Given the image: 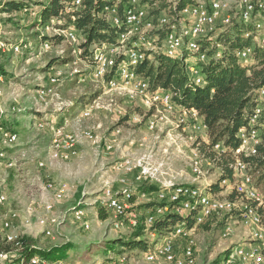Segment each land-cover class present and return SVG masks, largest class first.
<instances>
[{
  "label": "rangeland",
  "instance_id": "1",
  "mask_svg": "<svg viewBox=\"0 0 264 264\" xmlns=\"http://www.w3.org/2000/svg\"><path fill=\"white\" fill-rule=\"evenodd\" d=\"M49 1L0 0V42L7 45L6 52L0 51V70L3 71L0 72V76L3 77L0 80V90L3 93L0 100V109L3 111L2 125L9 133L17 134L19 138L17 145L13 147L6 149L0 147V153H5V156L0 158V194L8 197L4 206L0 208V247L7 245L4 242L6 231L3 230L2 220L6 213L17 211L20 218L17 220L19 225L15 226V230L22 238L26 237L32 241L28 244L31 246L30 250L49 251L62 245H72V249L66 255L53 253L50 256L52 262L47 260L48 264H95L109 257L121 255L127 257V264H169L162 258L152 261L144 258L148 250L154 249L157 244L159 246L163 244L162 238L151 237L150 227H147L144 237L141 238L147 245L146 249L128 250L118 244L110 248L114 241L132 240L137 228L126 219L120 228H116L109 214L106 221L99 218V209L103 208L106 211L102 205L104 189L106 185L114 186L117 174L120 177L117 182L122 186H129L132 190L130 192L134 194L132 199L136 201L139 197L137 189L145 180L137 182L135 174H127L131 177L122 174L123 171L118 169L119 162L128 158L139 167L141 163L150 159L151 166L158 168L155 176L157 184L166 182L176 185L190 184L209 192L213 198L229 199L233 193L234 182L238 179L233 178L234 180H230L227 185L220 180L222 164L226 163L221 157L223 146L215 149L213 147L214 150L209 149L207 131L205 129L197 131V122L192 116L188 117L189 121L187 125L185 123L184 126H187L185 128L178 123V112H170L162 105L145 106L141 98L131 100L118 92H114V95L107 92L104 81L96 80L92 75L93 66L97 67L96 52L101 50L106 53L109 49H116L117 52L111 54L108 59L111 67L108 75L112 77V70L116 69L114 65L121 63L125 58L124 54L132 48L133 40L130 38L137 35L120 36L118 47H115L117 44L96 45L91 49L93 54L83 58L80 46L85 39L81 33L72 31L73 28H62L65 21L51 19L42 24L40 16ZM147 1L149 4L158 1L160 5V0ZM173 1L171 0V3ZM10 2H25L27 6L21 11L3 12V4ZM163 8H160L163 12H160L157 23L150 15L153 18V25L143 27L145 37L153 44L157 42L161 45L163 40L160 38L161 35L170 30V27L165 26L169 25L172 18L169 17L168 8ZM226 16L234 19L233 24L226 29L219 27V31L210 42H202L207 54L213 47L220 55L217 57H221L224 45L228 44L227 47H230L227 39L247 41L245 36L248 31L254 32L252 24L243 25L238 18H234V9ZM173 23L180 27V22ZM70 32L75 33V41L68 38ZM262 35L264 36V30L257 37ZM46 43H49L50 48L45 46ZM245 43L242 41V44ZM15 46H23V50L15 54L10 50V47ZM122 48L127 51H122ZM188 55L186 53L184 56L186 62L197 66V58ZM202 61L208 62L209 59L205 57ZM253 64L252 60L243 65ZM53 77L57 82L55 84L57 95L49 98V93L45 89L52 88L50 80ZM111 77L106 79V82ZM42 91L44 94H41ZM99 99L101 109L92 110V115H87L85 119L86 110ZM42 109L57 119L59 124L56 123V127L55 124L46 125L49 123L47 120L41 122L45 123L44 128L38 127L40 122L36 121V115H39L36 111ZM61 114L60 117L63 119L59 120ZM200 120L199 122H202L201 118ZM152 121L156 123L151 129ZM60 127L68 128L70 133L77 129H93L97 140L95 143L83 140L76 146L81 149L80 156L73 157L68 162H52L50 160L52 132ZM200 152L206 157L200 161L203 167L202 175L196 176L191 165L196 154ZM211 153L215 156L208 157ZM228 156L229 158H225L230 162L236 158L234 153ZM207 157L215 161L210 159L212 162L209 160L208 163ZM73 159L80 160L82 172L71 176L68 168ZM42 161L48 162L44 168L39 167ZM8 162L14 163V166L7 165ZM250 173L254 179V186L263 192V187L256 185L255 173L252 170ZM121 180H125L126 183H122ZM147 181L156 185L149 179ZM49 183L66 186L65 197L62 200H56L54 192L47 190ZM114 187L116 189V186ZM46 203L53 204L51 213L45 211ZM145 204L140 203L139 206L128 210L139 213L138 226L145 224L148 209L145 207L139 209ZM78 209H83L84 212L79 214ZM184 215L187 213L182 214ZM236 217L237 214L223 213L204 224L195 223L192 226L191 232L196 241V264H223L226 256H236L237 248L248 247L247 244L250 242L248 232L240 224H235L238 221L234 219ZM227 223L235 225L234 230L229 237L223 238V230ZM87 224L89 228L85 227ZM176 226L169 227L165 234ZM26 246L24 243L25 249ZM10 247L12 253L8 255L7 264H19L21 252H18L15 246ZM180 251L179 249L177 252ZM55 260L57 261L54 262ZM238 263L237 259L233 261V264Z\"/></svg>",
  "mask_w": 264,
  "mask_h": 264
},
{
  "label": "bare ground",
  "instance_id": "2",
  "mask_svg": "<svg viewBox=\"0 0 264 264\" xmlns=\"http://www.w3.org/2000/svg\"><path fill=\"white\" fill-rule=\"evenodd\" d=\"M103 1L106 2L102 10L103 18H105L108 22L111 23V14H112L113 16H116V23L114 24V26H124L128 30V34L137 35V36L132 37L135 39L133 41L132 48L128 49L127 53L124 54L125 58L121 61V63L117 65L114 73L112 74L111 79L107 81V82H115L120 78H124L125 74L126 75H138L137 73L138 65L141 62H143L145 58L150 57L152 53H157L158 51L172 58H186L184 56L186 55V53H188L189 55H192L193 57H195V59L197 58L198 62H203L202 60H204L205 57L209 59L208 56L201 51L202 42L203 41L210 42V39H212V37L219 31L218 30L219 26L217 25L220 24L221 20H228V22H232L233 24L234 19H231L229 16H226V15L234 9V13H235L234 18L239 16V14L241 13L242 5H245L246 0H216V1H221L220 5L214 6V4H207V12H214L213 17L210 20V28H212V32L210 34H205V28H203L202 24H196V10L194 9L196 8V4L200 0L191 2V4L186 5L179 12L181 13V15H187V21H186V18H179L180 27H178L174 23L170 24L171 22L169 21L168 24H169L170 30L165 35L163 42H162V46L160 48L157 46L156 43L153 44V42L150 41L148 37H145L143 33V27L145 25H147V27L153 25V21H152L153 18L151 16H150L151 22L146 21V16H139V19H133V17L124 18V16H127V13L131 12V9L134 7H138V10H145L150 15L151 5L147 3H143V0H103ZM78 3H79V0H73V5L75 7L78 6ZM172 4L174 7H176L177 2L173 1ZM106 10H110L111 13H105ZM260 11H264V0H260ZM245 14H246L245 17H238V19L240 23H242L243 25L252 24L254 26V32L252 30L251 31L246 30L248 31V33L246 34L245 39H249L251 41V44L246 45L240 50L236 51V56L238 57V59H240L243 62H247L251 60L257 47L264 49V36L262 35V36L257 37L264 30V12H261L259 15H256V4H254V1H247V4L245 6ZM256 16H259L260 18H257ZM111 24L113 25V23ZM193 34L194 36L190 37ZM69 36L75 37L76 35L74 32H70ZM252 40H253V43H252ZM45 46L48 48L49 43H46ZM6 47H7L6 44L0 42V51L6 52L7 51ZM10 50L16 54V53L21 52V50H23V46L22 47L21 46L10 47ZM115 52L117 51L116 49H113V48L109 49L106 53L102 52L101 50H98L95 56V62L97 64V67H101V70H110L111 67L108 63V59H109V56L111 54H115ZM103 54H107V56H103ZM217 56H220L218 51H217ZM187 64L189 66L188 70H189L190 76L194 79L195 83L200 82V79H203L201 76L200 68L197 66H193L191 65V63L189 64L188 62ZM140 78L142 77L140 76ZM2 79L3 77L0 76V80ZM55 82H56V79H55ZM52 83H53V79L50 80V86H52ZM203 84L204 83H201L199 85H203ZM116 92H118L120 95H123V96L126 95V91H116ZM41 94H44V92L42 91ZM258 94H260V96H258L259 102L256 106L253 116L250 119L249 128L246 129L247 140L245 141V137H239L241 140V145L238 150L239 151L238 153L246 157L257 155L258 153L257 149L263 143L264 88H262L258 92ZM2 97H3V93L0 90V100L2 99ZM140 97H144V89L132 88L127 91L128 99H136ZM152 97H159V89L152 90ZM141 102L144 103L145 106L149 105L147 100H142ZM157 105L158 104H151V106H157ZM164 108H166L170 112L172 111V108H179L173 102V95L171 94V92H169L168 107H164ZM192 112L193 111H190V112H184L182 110L180 111V116L178 117L176 116L177 118H179V120L178 119L177 120L180 126H184L186 123V119H185L186 117L183 116L182 114L187 113V115L189 116V113H192ZM2 122H3V111L2 109H0V147L2 146L4 149H6V148H10V147L17 145V142L19 139L18 135L9 133L7 131V128L4 125H2L3 124ZM155 123L156 122H152V124L150 123L151 129L154 128ZM203 126L205 125L203 124ZM196 130L198 131V126H196ZM92 131H93V136L90 135ZM62 134H64V127H60L56 131H53L52 132V142L53 140H55V136H61ZM239 135H241V132ZM69 137L70 139L75 140V148H77L76 146L79 145L83 140L89 141L90 143H95L97 140L96 139L97 137L93 129H90V130L77 129L76 131H73L72 133L69 132ZM52 142L50 146V160L52 162L63 161L62 158L64 157V150H54L53 151ZM215 148H219V147L216 146L214 147V149ZM3 156H5V153L4 152L0 153V158H3ZM203 158L204 157L201 156L200 153L196 154V157L195 159H193V163L191 165L193 174L202 175L203 167L200 161ZM69 160L70 159H68V161ZM239 160L240 159L237 158L236 162L232 163L230 166L234 171L233 178L238 179L237 175H241L242 172L244 176L252 177L249 173L250 171L249 163H246L242 160L239 161ZM68 161H64V162H68ZM207 161L209 163V160ZM240 162H242V165ZM128 163H133V162L128 160ZM47 164L48 162L42 161L39 163V167L44 168L45 166H47ZM9 166L10 167L14 166V163L10 162ZM139 167L141 169H148V176L150 178H155L158 168L151 166L150 159L149 161H144V163H141ZM118 169L124 172V164H121V161L119 162ZM233 178L232 180H234ZM229 181L230 180H224L222 183L227 185V183H230ZM121 182L126 183L125 180H121ZM234 183L235 184L233 188L237 187L238 180ZM46 188L48 191L54 192L56 200H62L65 197V192H66L65 185L60 184L58 186H55L53 183H49ZM105 191H106V188L104 189V192ZM169 194L176 195V198L166 203L165 208L161 210V215H158L152 223H151V215L147 214L145 218L146 227L152 226L154 222L157 220V218H159L160 216L164 214L172 213V214L179 215L180 211H182V214L195 213V223L198 224L199 215L203 212L204 204L212 203L215 205L216 209L209 210V213L203 216L202 223H199V224H203L207 220H210L214 216L219 215V214H223V213H231L235 215L237 214V217L234 219L238 221H236L235 224L236 223L240 224L248 232V239L250 240V242L247 244L248 247L237 248L236 259L239 262L238 264H252L249 262V252L248 251H252V254H255V256L258 258V264H264V244H260L258 247V242L264 243V216H263L264 208L262 207V201L258 199V197H261V194L258 190H254V192H252V191H249V187H240L238 189V194H237L236 199L232 201L230 199L222 200V199H218L217 197L213 198L211 196L212 194L210 195L209 192L201 188H197L196 186H192L190 184H185V185L177 184L176 185L174 183H170ZM133 195L134 194H132L129 191L125 209H123L122 211L121 210H110V212H108L110 215V218H112L113 221L117 219V222H114V226L116 228H120L125 219L126 221L130 222V219H135L137 217V213L128 211L129 209L135 207L134 206L135 201L132 202ZM147 195H155V193H147ZM189 196L191 197L189 198ZM7 199H8L7 195L0 194V205L5 204ZM244 200L251 201L250 202L251 215L249 213V206H247V202H244ZM53 208L54 207H52V203H46L44 207L47 213H51L53 211ZM83 212H84L83 209H80L78 211L79 214H82ZM5 215L6 216H4V219L2 220L3 230L6 231L4 235V242L6 244H11L15 246L17 251L22 253L25 251L24 242L22 241L23 238L21 237L22 235L20 236L16 232L15 228H14V233H13V227L11 225V222L14 220H16V223H17V220L20 218L19 213L17 211H12L11 213L9 214L6 213ZM130 223L132 224L133 227L135 226L137 227L139 224V219L137 223H132V222ZM226 226H230V232L232 234L234 230L233 226L235 225H231V223H227ZM85 227L89 228V225L87 224L85 225ZM175 230H177V226L173 228V230L169 231L168 233L164 235L158 232H155V231L151 232V237L157 238V239L162 238L163 244L160 246L157 244L154 247V249L148 250L146 254H144V258L148 261H152L156 258H162L166 263H169V264H196V256H195L196 241L192 235L191 229H187L186 227L180 226V231H184V238H188V241H191L189 245V253L185 254L183 250H181L180 253H178L177 251L179 249H175L173 247H167V240H172V238L175 235ZM222 237H223V234H222ZM2 257H7V255L0 252V260H2ZM233 261H234V257L226 256L223 264H233ZM20 263L21 264H48L47 260L41 259L40 257H37V256H33L30 259L22 258L19 264ZM112 263L127 264V257L122 256V255L112 256V257H109L108 259L98 261L95 264H112Z\"/></svg>",
  "mask_w": 264,
  "mask_h": 264
},
{
  "label": "trees",
  "instance_id": "3",
  "mask_svg": "<svg viewBox=\"0 0 264 264\" xmlns=\"http://www.w3.org/2000/svg\"><path fill=\"white\" fill-rule=\"evenodd\" d=\"M174 1L177 2L176 7L173 6L171 0H160V5H158V1L149 4L147 0H143V3L151 5L150 15L154 17L155 23H157L160 12H163L161 11L162 9H160L163 8V5H167V7L163 9L168 8L169 17L172 18L173 21L178 18V13L186 5L193 2L192 0ZM105 4L106 2L103 0H82L81 6L75 8L73 0H50L44 7L40 19L42 24H45L51 19L65 21V25H63L62 28H73L72 31L81 33L85 42L80 46V49L83 50V58H86L93 54L91 49L94 46L102 44L116 45L119 42L120 36L128 34V30L124 26H114L103 18L102 10ZM26 6L25 2L4 3L3 12L11 13L14 11H21ZM172 23L173 22L170 24ZM165 27H169V25ZM166 34L167 32L162 34L160 38L164 39L163 37H165ZM130 40L134 41L135 39L130 38ZM246 40L247 41L242 39V41L246 42L242 44L241 39H227L226 41L230 43V47H227L228 44L224 45L221 57H217V50L215 48L213 49V47L208 52V55L203 44H201V51L209 58L208 62L197 63V67L201 70V76L204 81L203 85L195 84L194 79L190 76L188 70L189 66L185 61L186 58H172L160 51L152 53L150 57L145 58V60L138 65L137 73L142 78L149 80L152 90L162 89L171 92L173 95V102L182 111H197V116L199 115L202 119V123L205 125L209 137L210 144L208 148L213 150V147H216L215 145L217 144L223 146L221 157L225 159L224 161L226 163L222 164L223 172L220 179L221 181L232 180L234 174L230 166L239 158L249 163L250 171L252 170L257 177L256 185L263 187L262 194L264 196V137L263 143L257 149V155L246 157L239 154L238 157H234L233 162L225 158H229L228 155L230 153L232 154L239 150L241 145V140L239 138L241 129L249 128L250 119L257 106L256 103L258 104L259 102L257 94L264 88V50L257 48L254 52L250 60V62L252 60L254 61V66L243 65L245 62L241 61L236 56V51L240 50L243 45L246 46L251 44L249 39ZM156 44L159 48L162 46V44L158 45L157 42ZM115 47H118V44ZM114 67H117V65H114ZM0 72L3 71L0 70ZM113 73L114 71L112 70V74ZM110 77L111 75H107L106 79ZM200 154L206 157L205 154L201 152ZM214 156L215 154L211 153L208 157ZM208 157L206 160L211 159ZM211 160L215 161V159ZM250 175L252 176L251 173ZM157 190V185L150 184L149 181L145 180L141 183L140 187H138L137 192L153 193ZM236 197L237 194L233 192L230 194L229 199L233 201ZM133 199L132 202H134ZM162 205L163 204L158 203H146L139 209L145 207L148 210H153L155 206ZM98 213L102 221L108 219L109 213H106L103 208H100ZM143 219H141V222ZM208 221L209 220L206 222ZM177 224L187 229H192V226L195 224V213L184 216L172 213L165 214L159 217L154 224L150 226L149 231H155L163 235L169 227L173 225L176 226ZM136 228L137 233H135L132 240L123 239L124 241H114L110 245V248H114L118 244L121 245L122 248L128 250L138 248L146 249L147 245L141 238L144 237L147 227L145 224H140ZM23 241L25 245H27V248L21 253V259H30L34 255H37L41 259L51 261L50 256L53 253H58L60 255L65 253L66 255L72 249L71 244H66L49 251H43L42 249L30 250L31 246H28V244H31L32 241L26 237H23ZM10 245L11 244H7L5 247H0V252L8 256L9 253H12V251L10 252ZM56 261L57 260L54 262Z\"/></svg>",
  "mask_w": 264,
  "mask_h": 264
},
{
  "label": "built area",
  "instance_id": "4",
  "mask_svg": "<svg viewBox=\"0 0 264 264\" xmlns=\"http://www.w3.org/2000/svg\"><path fill=\"white\" fill-rule=\"evenodd\" d=\"M247 1H254V4H256V15H259L261 12H264V11H260V0H246L245 5H242L241 13L239 14V16L235 18L246 16L245 6L247 4ZM220 3L221 1H216V0H200L196 4V8L194 9L196 10V24H202L203 28H205V34H210L212 32V28H210V20L214 15V12H207V4H214L215 6V5H220ZM81 4H82V0H79L78 6H76L75 8L80 7ZM105 13H111V12L110 10H106ZM139 16H146V21L151 22L150 15L148 14V12H146L145 10H138V7L132 8L131 12L127 13V16H124V18L133 17V19H139ZM179 18H186L187 21V15H181V13H179L178 18L170 22H179ZM111 23H113V25L116 23V16H113L112 14H111ZM231 25L232 22H228V20H221L220 24H218L217 26L222 27V29H226V27ZM192 36H194V34L191 35L190 37ZM68 38L71 39L72 41L76 40V36L68 37ZM122 51H127V49L122 48ZM103 56H107V54H103ZM111 65H112V60H111ZM93 67H94V71L92 73L93 78L99 81H104L105 86L107 88L106 91L109 92L111 95L112 94L114 95V92L116 91H126V96H127V91L129 89L132 88L144 89V97H140V98L142 100H147L149 106H151V104H158V105H162L163 107H168L169 91L159 89V97H152V88L150 86L148 79L140 78V76L138 75L125 74L124 78H120L115 82H106V75L109 73L110 70H101V67H95V65ZM56 83L57 82H55V78L53 77L52 88L45 89V91L49 93V97L54 98L57 95L56 85H55ZM201 83H204L203 79H200V82L195 84L199 85ZM257 96H260V94H257ZM99 109H101L100 99L98 102H95L94 105L89 106V108L86 110L85 119H87V115H92V110H99ZM172 112H178L180 116V108H172ZM195 113L198 114L197 111ZM199 120L200 117L198 115V131L200 132L203 129L206 130L205 126H203V123L199 122ZM186 125H187V120H186ZM38 126L44 128L45 124L40 122ZM90 135L93 136V131L91 132ZM239 137H245V141L247 140V133L245 128L241 129V135H239ZM52 144H53V151L64 150V157L62 158L63 162L68 161V159H72L73 157L80 156V150L75 148V140L70 139L69 137L68 128H64V134H62L61 136H55V140H53ZM215 146L220 147L221 144H217ZM238 152L239 151L234 152L236 157H238ZM240 163L242 165V162ZM121 164H124V172L122 174H126V175L135 174L136 175L135 181L137 182L149 179L150 181H153L156 183V185H158V190L155 192V195H147L146 192L139 193V198L136 199L134 205V206H139L140 203L163 204L162 206H155L153 210H148V214L151 215V223H152L158 215H161V210L165 208L166 203L176 198V195L169 194L170 183L166 182V184H157V178H150L148 176V169H141L138 167V164L136 163H128V158H126V160H121ZM7 165H9V162ZM237 177H238V185L237 187L233 188L232 191L235 194H238V189L240 187H249V191L252 192H254V190H258L253 185V177H246L244 176L243 172L241 175H237ZM129 191H132L129 186L120 185V188L115 189L114 186L106 185V191L104 192V200L102 203L103 207L106 209L107 212H110V210L122 211L123 209H125ZM190 197L191 196H189V198ZM258 199L262 201V207L264 208V196L262 192H261V197H258ZM244 202H247V206H249V213H250L251 201L244 200ZM2 206L4 205H0V208H2ZM52 207H54L53 204ZM213 209H216L214 204L205 203L203 207V212L199 215V223H202L203 216L209 213V210H213ZM179 215H182V211L179 212ZM138 217H139V213H137V217L135 219H130V222L137 223ZM114 222H117V219ZM11 225L13 227V233H14L15 226H18L19 224H17L16 220H14L11 222ZM50 227L52 230V225H50ZM230 235H231L230 226H225L223 230V238H227ZM190 242L191 241H188V238H184V231H180V226H177V230H175V235L172 238V240H167V247H173L175 249L183 250L184 253L187 254L189 253ZM260 244H264V243L258 242V247ZM248 252H249V262L252 264H258V258L255 256V254H252V251H248ZM234 260H236V256L234 257ZM8 262H9V256L2 257L0 264H7Z\"/></svg>",
  "mask_w": 264,
  "mask_h": 264
},
{
  "label": "crops",
  "instance_id": "5",
  "mask_svg": "<svg viewBox=\"0 0 264 264\" xmlns=\"http://www.w3.org/2000/svg\"><path fill=\"white\" fill-rule=\"evenodd\" d=\"M50 98V97H49ZM37 112V114H39V115H36V118H37V120L36 121H38V122H43V120H47V121H49V123L48 124H46V125H50V124H55L54 126H56V123H58L56 120V118H54V116L53 115H51V114H46V111H44L43 109L42 110H37L36 111ZM41 114V115H40ZM47 115V118L45 119V116ZM183 116H185L184 118L186 119V120H188L189 121V119H188V117L189 116H192L193 118H194V120L197 122V124H196V126H198V116H196V114L195 113H189V116L187 115V113H183L182 114ZM60 116H62V114L61 115H59V120H61V119H63V117H60ZM65 121H66V119H65ZM63 122V121H62ZM45 124V123H44ZM59 124V123H58ZM62 124V123H61ZM45 125V126H46ZM61 126V125H60ZM184 130H186L185 128H184ZM81 148V147H80ZM79 150H81V149H79ZM77 159H79V158H77ZM77 159H73L72 161H71V164H70V168H68V172L71 174V176L73 175H75L76 173H79V171H81L82 172V169H80L82 166V164H81V162H80V160H77ZM116 170L117 171H119L117 168H116ZM41 171H44V170H41ZM116 175V177H117V179H115L116 180V183L114 184V186H116V189H118V188H120V184L117 182L119 179H120V177H119V175H117V174H115ZM127 177H131V175H126ZM125 176V177H126ZM191 182V181H190ZM175 184V183H174ZM179 185V184H178Z\"/></svg>",
  "mask_w": 264,
  "mask_h": 264
}]
</instances>
